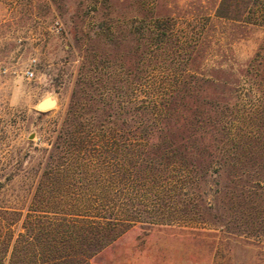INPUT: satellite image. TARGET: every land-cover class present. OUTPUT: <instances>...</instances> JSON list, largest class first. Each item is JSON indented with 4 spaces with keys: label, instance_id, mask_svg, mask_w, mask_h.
<instances>
[{
    "label": "trees",
    "instance_id": "16d2710c",
    "mask_svg": "<svg viewBox=\"0 0 264 264\" xmlns=\"http://www.w3.org/2000/svg\"><path fill=\"white\" fill-rule=\"evenodd\" d=\"M245 3L216 19L261 25L264 0ZM150 27L119 68L90 49L30 204L0 210L7 264H92L133 228L175 225L209 264H264V40L238 66L235 30Z\"/></svg>",
    "mask_w": 264,
    "mask_h": 264
},
{
    "label": "rangeland",
    "instance_id": "374dc122",
    "mask_svg": "<svg viewBox=\"0 0 264 264\" xmlns=\"http://www.w3.org/2000/svg\"><path fill=\"white\" fill-rule=\"evenodd\" d=\"M221 1L0 0V210L30 204L90 49L102 72L107 65L119 68L121 60H132L137 46L133 30H151L160 19L168 21L169 30H207L215 37L235 30L228 58L238 66L247 64L264 40V17L261 25L217 20ZM249 1L242 7L247 12L256 8ZM210 52L199 59L207 68L218 60ZM27 70L33 77L26 76ZM47 98L55 106L39 109ZM187 230L177 225L133 228L92 264H209ZM4 247L0 243V264H7ZM256 252L244 256L253 263Z\"/></svg>",
    "mask_w": 264,
    "mask_h": 264
},
{
    "label": "water",
    "instance_id": "95a60500",
    "mask_svg": "<svg viewBox=\"0 0 264 264\" xmlns=\"http://www.w3.org/2000/svg\"><path fill=\"white\" fill-rule=\"evenodd\" d=\"M55 101L54 100H51L49 98L43 100L40 104H39V109L41 110H46V109H49L53 106H55Z\"/></svg>",
    "mask_w": 264,
    "mask_h": 264
},
{
    "label": "built area",
    "instance_id": "2783aa9c",
    "mask_svg": "<svg viewBox=\"0 0 264 264\" xmlns=\"http://www.w3.org/2000/svg\"><path fill=\"white\" fill-rule=\"evenodd\" d=\"M25 74H26V76H27L28 78H31V77H33V75H34L33 72L30 71V70H27Z\"/></svg>",
    "mask_w": 264,
    "mask_h": 264
}]
</instances>
